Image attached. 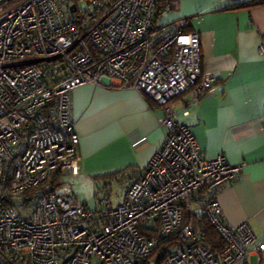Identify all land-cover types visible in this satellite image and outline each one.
<instances>
[{
    "label": "built area",
    "instance_id": "built-area-1",
    "mask_svg": "<svg viewBox=\"0 0 264 264\" xmlns=\"http://www.w3.org/2000/svg\"><path fill=\"white\" fill-rule=\"evenodd\" d=\"M154 15V0H0V264H142L175 234L180 244L163 264H250L264 251L247 225L223 222L217 202L240 168L223 155L204 159L175 121L177 97L215 90L201 72L199 36ZM84 85L131 89L162 110L148 167L121 179L116 205L103 199L95 209L64 181L45 189L56 171L78 173L71 96ZM201 217L221 253L204 246Z\"/></svg>",
    "mask_w": 264,
    "mask_h": 264
},
{
    "label": "crops",
    "instance_id": "crops-1",
    "mask_svg": "<svg viewBox=\"0 0 264 264\" xmlns=\"http://www.w3.org/2000/svg\"><path fill=\"white\" fill-rule=\"evenodd\" d=\"M157 23L199 36L201 72L216 78L215 90L177 97L175 121L190 129L204 159L223 155L240 168L217 194L223 222L247 225L264 244V4L169 0ZM71 99L79 155L72 182L99 184L117 172L148 167L162 142L161 108L139 92L116 87L79 86ZM250 264H264V251L251 256Z\"/></svg>",
    "mask_w": 264,
    "mask_h": 264
},
{
    "label": "trees",
    "instance_id": "trees-1",
    "mask_svg": "<svg viewBox=\"0 0 264 264\" xmlns=\"http://www.w3.org/2000/svg\"><path fill=\"white\" fill-rule=\"evenodd\" d=\"M155 1V15L154 20L157 22L159 16L166 10V8L169 6V0H154ZM152 104V102L150 100ZM155 105V104H154ZM137 173H130L128 174L126 171H120L115 174L106 176L104 178H101V181L106 179L103 182H108L112 179H123L126 175H135ZM63 183V176L59 171L54 172L52 176L49 178V180L46 183L47 192H52L54 189L61 186ZM199 226L204 227L205 231V240H204V246L208 247L212 252L214 253H221L224 248V243L215 230V228L210 224L207 217H201L198 221H196ZM180 244L178 236L175 234L173 236L169 237H163L158 240V247L157 249L151 254V256L145 260L142 264H149L152 261H155L156 264H163V261L168 257V255L171 253V249L173 247H176Z\"/></svg>",
    "mask_w": 264,
    "mask_h": 264
},
{
    "label": "rangeland",
    "instance_id": "rangeland-1",
    "mask_svg": "<svg viewBox=\"0 0 264 264\" xmlns=\"http://www.w3.org/2000/svg\"><path fill=\"white\" fill-rule=\"evenodd\" d=\"M80 8L83 10L87 9L83 3L80 4ZM63 181L71 186L73 194L77 199L92 209H95L97 202L103 199H108L111 204L116 205L123 193V184L119 178L99 184L91 181L81 183L78 181L72 182L69 176H65Z\"/></svg>",
    "mask_w": 264,
    "mask_h": 264
}]
</instances>
